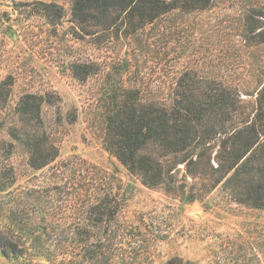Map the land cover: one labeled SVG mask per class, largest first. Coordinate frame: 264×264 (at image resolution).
<instances>
[{"label":"rangeland","instance_id":"rangeland-1","mask_svg":"<svg viewBox=\"0 0 264 264\" xmlns=\"http://www.w3.org/2000/svg\"><path fill=\"white\" fill-rule=\"evenodd\" d=\"M113 17L78 22L73 0H0V239L22 250L0 249V264H264V208L244 201L253 179L218 168L238 119L205 120L220 131L160 153L172 174L157 186L106 145L123 94L170 105L179 83L190 97L215 83L233 108H264V0ZM27 94L40 119L33 97L20 105ZM45 142L58 153L33 167L30 146ZM33 227L54 259L31 257Z\"/></svg>","mask_w":264,"mask_h":264},{"label":"trees","instance_id":"trees-1","mask_svg":"<svg viewBox=\"0 0 264 264\" xmlns=\"http://www.w3.org/2000/svg\"><path fill=\"white\" fill-rule=\"evenodd\" d=\"M211 0H73V16L78 22L93 20L105 23L115 14L126 13L134 21H151L162 13L181 8L192 10L206 7ZM107 17V18H106ZM107 23V22H106ZM180 84L178 97L170 105L156 102L143 104L140 99L123 94L116 102V108L108 117V132L106 145L121 162L132 172L138 174L144 184L157 186L171 176V169L160 153H176L188 148V145L199 134L213 135V131L203 129V123L216 119L222 123L237 120L229 131L220 155L224 162H219L218 168L224 173L234 176H251V181L245 182L244 201L264 208V108H257L254 115L244 110L235 109L231 101L230 91L222 85L209 84L199 94L190 97L187 92L191 87L189 82ZM180 93V94H179ZM182 93V95H181ZM33 97L32 107L36 117L40 119V104L35 95L27 94L21 104L29 105ZM243 101V100H242ZM239 111V112H237ZM225 123V124H226ZM207 126V125H206ZM202 129L206 132L202 133ZM156 146L157 151L151 152L149 146ZM30 164L40 168L49 164L57 155L58 150L51 142L36 143L30 146ZM6 184L0 186L4 190ZM102 204V201L101 203ZM35 227L26 230L29 235V249L32 258L43 257L54 259L53 245L49 244L38 233ZM19 243L12 239H0V249L6 256L18 253ZM54 249V250H53ZM18 256V254L16 255Z\"/></svg>","mask_w":264,"mask_h":264}]
</instances>
